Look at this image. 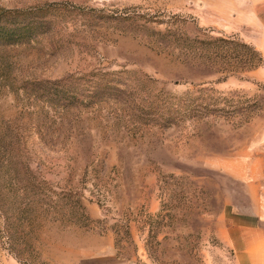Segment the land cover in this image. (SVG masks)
Listing matches in <instances>:
<instances>
[{"label":"rangeland","instance_id":"1","mask_svg":"<svg viewBox=\"0 0 264 264\" xmlns=\"http://www.w3.org/2000/svg\"><path fill=\"white\" fill-rule=\"evenodd\" d=\"M3 225L0 264H235L264 231V0H0Z\"/></svg>","mask_w":264,"mask_h":264},{"label":"crops","instance_id":"2","mask_svg":"<svg viewBox=\"0 0 264 264\" xmlns=\"http://www.w3.org/2000/svg\"><path fill=\"white\" fill-rule=\"evenodd\" d=\"M242 231V246H239L235 264H264V231L249 226L238 227Z\"/></svg>","mask_w":264,"mask_h":264},{"label":"trees","instance_id":"3","mask_svg":"<svg viewBox=\"0 0 264 264\" xmlns=\"http://www.w3.org/2000/svg\"><path fill=\"white\" fill-rule=\"evenodd\" d=\"M27 190L26 191H29L30 190V188L29 187H27L26 188ZM2 215V214H1ZM22 215V216H21ZM20 216L22 217V223L23 222H26L25 224H28V222L30 221V219L27 217L28 216V210H26V211H22L21 213H20ZM16 219V218H15ZM21 223V224H22ZM0 240L2 241V243L4 244V245H6V246H8V249L10 250V252H12V254L17 258V259H19V255H18V253L15 251V247L14 246H17L16 244L17 243H15V241H12L11 240V236L9 235V233H8V229L6 228V227H4V225H3V227L1 228V230H0Z\"/></svg>","mask_w":264,"mask_h":264}]
</instances>
